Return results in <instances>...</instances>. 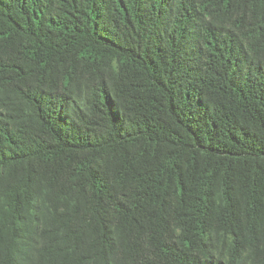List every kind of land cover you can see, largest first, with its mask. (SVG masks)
Wrapping results in <instances>:
<instances>
[{
  "label": "trees",
  "instance_id": "1",
  "mask_svg": "<svg viewBox=\"0 0 264 264\" xmlns=\"http://www.w3.org/2000/svg\"><path fill=\"white\" fill-rule=\"evenodd\" d=\"M0 264H264V0H0Z\"/></svg>",
  "mask_w": 264,
  "mask_h": 264
}]
</instances>
